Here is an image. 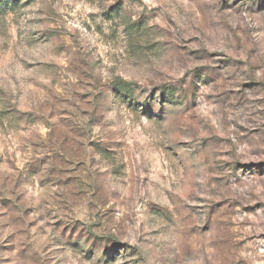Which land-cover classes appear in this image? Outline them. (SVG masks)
I'll use <instances>...</instances> for the list:
<instances>
[{
	"label": "rangeland",
	"instance_id": "374dc122",
	"mask_svg": "<svg viewBox=\"0 0 264 264\" xmlns=\"http://www.w3.org/2000/svg\"><path fill=\"white\" fill-rule=\"evenodd\" d=\"M1 10L0 264H264V0Z\"/></svg>",
	"mask_w": 264,
	"mask_h": 264
},
{
	"label": "trees",
	"instance_id": "16d2710c",
	"mask_svg": "<svg viewBox=\"0 0 264 264\" xmlns=\"http://www.w3.org/2000/svg\"><path fill=\"white\" fill-rule=\"evenodd\" d=\"M18 0H0L1 3H3L5 8L10 7L11 5H15ZM10 3V4H9ZM0 12H3L2 10Z\"/></svg>",
	"mask_w": 264,
	"mask_h": 264
}]
</instances>
